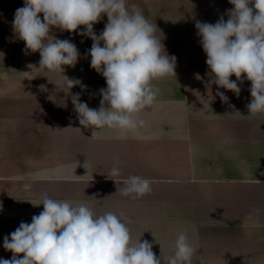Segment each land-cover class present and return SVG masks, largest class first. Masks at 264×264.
Instances as JSON below:
<instances>
[{"label":"crops","instance_id":"0c3cea01","mask_svg":"<svg viewBox=\"0 0 264 264\" xmlns=\"http://www.w3.org/2000/svg\"><path fill=\"white\" fill-rule=\"evenodd\" d=\"M151 23L169 27L155 35L177 58L176 77L153 81L155 101L139 114L145 125L123 137L107 127L92 136L71 98L55 91L63 74L79 78L87 88L72 93L99 108V89L107 85L90 67L82 36L73 33L81 55L63 74L39 67V52L31 66L21 64L20 52L9 61L16 65L0 54V258L11 259L4 237L21 221L31 223L47 194L94 215L121 216L132 242L148 240L157 258L174 254L183 232L195 249L192 264H264V113L249 115L251 82L238 83L239 98L219 88L229 97L223 103L218 86L204 78L209 70L197 31L186 32L183 19ZM61 33L55 36L69 38ZM116 159L120 175L108 176ZM131 175L149 179L152 191L122 196Z\"/></svg>","mask_w":264,"mask_h":264},{"label":"clouds","instance_id":"9594fccd","mask_svg":"<svg viewBox=\"0 0 264 264\" xmlns=\"http://www.w3.org/2000/svg\"><path fill=\"white\" fill-rule=\"evenodd\" d=\"M229 3L233 7L226 10L227 20L221 16L214 24L195 22L207 57L205 75L218 86L216 95L225 104L229 97L219 88L239 98L238 83L247 79L249 115L264 113V0ZM104 15L107 23L97 34L94 25ZM12 29L26 52H39V67L62 74L63 66L75 67L81 54L71 40L57 38L53 30L92 40L85 55L107 85L99 89V108H90L80 93H72L73 87L87 88L79 78L63 74L66 82L55 89L71 98L80 125L92 128V136L97 128L117 129L123 137L143 127L146 122L139 114L153 105L159 91L153 81L176 77L177 58L156 37V24L135 5L129 10L127 0H24L14 13ZM118 164L116 159L108 176L120 175ZM151 191V181L138 175L127 177L119 189L122 196L137 199ZM41 204L43 211L33 215L31 223L21 221L4 237L3 248L13 255L0 258V264H192L195 249L183 232L175 241L174 254L157 258L148 240L132 242L127 224L113 212L94 215L86 205L73 206L47 194Z\"/></svg>","mask_w":264,"mask_h":264},{"label":"rangeland","instance_id":"374dc122","mask_svg":"<svg viewBox=\"0 0 264 264\" xmlns=\"http://www.w3.org/2000/svg\"><path fill=\"white\" fill-rule=\"evenodd\" d=\"M223 1L226 0H127V6L131 10L132 6L135 5L138 10H140L146 18L151 22V19H154V22H163V20H182L184 21L185 31H197L195 28V22L197 20L207 23H216L217 20L223 16L227 20L226 10ZM229 1V0H227ZM24 6V0H0V54L4 51L6 55L5 64L6 65H16L15 62H9L10 59L14 58L16 52H20L22 58L21 64L32 65L34 58V52L28 50L25 51V44L23 41L19 40L12 29V21L14 19V13L17 8ZM1 18L4 24L1 23ZM42 18V14H41ZM107 23V16L104 15L102 20L99 23L94 25V31L99 34ZM162 27L163 29H168V26L162 25L157 26ZM83 26L78 29L82 30ZM171 29V28H170ZM55 35H62L59 30L54 29ZM177 31V26H176ZM69 34V40L76 42L78 36L73 33ZM174 35L166 37V41L173 39ZM199 37V36H198ZM85 45L88 43V47L91 48L92 40L83 37ZM73 39V40H72ZM162 43H164V39ZM166 43V42H165ZM84 45V46H85ZM81 47L80 45H76ZM25 53V54H24ZM37 52H35L36 54ZM35 56V57H34ZM18 57V56H17ZM39 58V56L37 57ZM1 61V58H0ZM207 76H204V78ZM203 78V77H202Z\"/></svg>","mask_w":264,"mask_h":264}]
</instances>
